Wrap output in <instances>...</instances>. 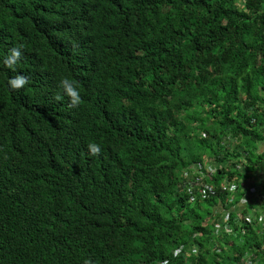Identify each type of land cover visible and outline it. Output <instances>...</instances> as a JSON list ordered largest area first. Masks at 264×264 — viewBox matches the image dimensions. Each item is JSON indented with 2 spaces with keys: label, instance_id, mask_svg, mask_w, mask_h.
Returning a JSON list of instances; mask_svg holds the SVG:
<instances>
[{
  "label": "trees",
  "instance_id": "1",
  "mask_svg": "<svg viewBox=\"0 0 264 264\" xmlns=\"http://www.w3.org/2000/svg\"><path fill=\"white\" fill-rule=\"evenodd\" d=\"M262 145L264 0H0V264H264L252 226L215 227L245 192L176 188L220 150L216 184L248 177Z\"/></svg>",
  "mask_w": 264,
  "mask_h": 264
},
{
  "label": "clouds",
  "instance_id": "2",
  "mask_svg": "<svg viewBox=\"0 0 264 264\" xmlns=\"http://www.w3.org/2000/svg\"><path fill=\"white\" fill-rule=\"evenodd\" d=\"M19 56H20V50L18 48H13L11 50V55L6 59L5 62L8 65H11L15 61V59L18 58ZM25 83H26V78L19 75L11 78L8 81L9 86L12 88H19ZM61 84L64 87L67 94L72 97V102L77 103L79 101V96L77 91L71 86H69L67 80H62ZM235 142L236 141L233 139L232 140L230 139L228 142L221 141V143L229 144L230 152L236 150ZM87 147L89 153L93 156L98 155L101 151V145L95 142H89ZM263 150H264V146L262 145L259 148V152H262ZM217 155L218 156L205 154L202 156L201 159H196L195 161L192 162V164L189 167L182 170L180 172L181 173V177L179 178L180 181L176 185L178 193L181 195H186L188 202L190 203V207H194L198 201L206 203L208 201L207 200L208 198L214 196L216 197L218 192L217 189H220L222 192H226L225 201L227 203L222 204L221 199H217L216 201L215 199H212L211 201L213 205L211 207L213 206L215 207L216 206L215 204L221 203L219 208L223 209L225 206H228L226 204L230 205L231 202L233 201L232 199H234V196L232 194L238 193V191L245 192V195L242 196L237 201V206L235 205L233 206V215H231V219L233 217L235 218L237 217V219L239 220L236 221V223H242L245 226H249L252 219H255L258 223V230H259L258 233L264 236V233L260 232L264 224V203L262 204L261 202H259L258 199L259 197L264 196V159L257 165L256 169L254 168L253 170H250V172H248L249 174L248 177L242 178V176L239 177L236 175V177L229 179L226 176L216 184L215 179L219 171L224 170L226 172H231V170H234L229 165L228 160L225 159L220 160L222 156H225V153L222 150L217 152ZM245 163L246 160L239 162L237 166V170L243 169L244 171H246L245 169L247 167L244 166ZM223 183L226 185V187L224 188L222 186ZM232 183L238 186L235 191H231L228 188V185ZM204 184H208L214 188L212 191H208L205 197H203L199 192V190L203 187ZM252 203H259L258 205L261 207L260 208L258 205L255 206L254 208L252 207L254 213L253 218L249 214L250 210L248 209V207L252 205ZM246 210H248V212ZM249 217L251 218L250 222L247 221V218ZM260 217H262L263 219V221L261 222L259 221ZM221 219L218 220V222L221 221ZM233 223L235 222L232 220V226ZM219 230H223V229H219ZM241 232L243 233V231ZM228 235H232L235 237L239 234H237V232L234 231L233 234L228 233ZM242 259L244 261V264H254L251 254L245 255Z\"/></svg>",
  "mask_w": 264,
  "mask_h": 264
},
{
  "label": "built area",
  "instance_id": "3",
  "mask_svg": "<svg viewBox=\"0 0 264 264\" xmlns=\"http://www.w3.org/2000/svg\"><path fill=\"white\" fill-rule=\"evenodd\" d=\"M223 188L226 187V185L223 183L222 184ZM237 185L232 183L230 185H228V188L231 190V191H235L237 189ZM214 188L208 184H204L203 187L199 190L200 194L205 197V195L207 194L208 191H212ZM194 199V198H192ZM232 220L234 222L238 221L239 219H237V217H233L231 219V214L229 211H225L224 212V215L221 219V221H219L217 224H216V227L218 229H223L226 233H234L235 229L233 228L232 226ZM247 221L250 222L251 221V218H247ZM259 221H263L262 217L259 218ZM259 232V230H258ZM262 233H264V224H263V227L261 228V231Z\"/></svg>",
  "mask_w": 264,
  "mask_h": 264
},
{
  "label": "rangeland",
  "instance_id": "4",
  "mask_svg": "<svg viewBox=\"0 0 264 264\" xmlns=\"http://www.w3.org/2000/svg\"><path fill=\"white\" fill-rule=\"evenodd\" d=\"M263 204V203H262ZM216 205V207H218V209H220L219 208V206L221 205V203H217V204H215ZM259 206V205H258ZM260 207V206H259ZM261 208V207H260ZM249 214L252 216V218L254 217V213H253V208H251L250 209V212H249ZM182 217V216H181ZM214 221V219H210L209 220V222H213ZM250 226H252V228L254 229V231L255 232H258V223H257V221L255 220V219H252V221H251V223H250Z\"/></svg>",
  "mask_w": 264,
  "mask_h": 264
}]
</instances>
